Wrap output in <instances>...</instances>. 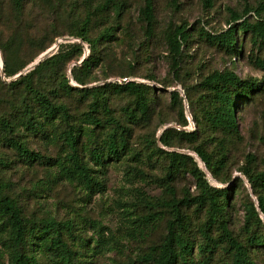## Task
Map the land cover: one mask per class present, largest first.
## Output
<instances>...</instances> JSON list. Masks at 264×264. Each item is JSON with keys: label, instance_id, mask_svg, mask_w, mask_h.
<instances>
[{"label": "rangeland", "instance_id": "rangeland-1", "mask_svg": "<svg viewBox=\"0 0 264 264\" xmlns=\"http://www.w3.org/2000/svg\"><path fill=\"white\" fill-rule=\"evenodd\" d=\"M102 1L24 0L21 12H16L13 0H0V115L13 118L26 97L21 89L9 87L17 74H25V69L6 77L3 72L5 56L16 68L30 59H34V63L50 48L44 59L56 53L61 44L79 42L81 49L73 50L58 73L36 76L35 84L49 93L55 104L65 105L72 115V123L83 129L80 153L84 160H89L87 151L109 127L93 129L84 122L93 101H98L97 114L103 121L112 115L129 128L127 153L97 167L89 161L103 183V188L98 190L64 179L59 163H29L15 148L0 142V182L8 184L5 191L18 200L27 218L52 216L60 221H72L74 231L68 242L80 264H153L152 260L145 259V254L162 243L167 221L172 216L164 202L199 193L196 180L187 170H181L169 184L165 181L168 165L165 153L157 152L149 157V152L156 147L177 150L195 158L212 186L229 189L224 210L227 227L235 238L246 244L249 233L245 226V204L250 200L257 204V197L241 170L250 168L253 173L264 170V70L256 65V58L264 56V41L252 39L251 32L240 30L237 50L231 52L207 40L201 32L217 34L226 30L234 12L256 21L254 9L259 0H153L155 24L151 37L141 17L145 0H126L120 15L111 9H102L86 24L85 31L95 43V50L91 51L88 42L72 33L84 26L91 8L100 9L98 3ZM181 24L188 25L190 37L183 46L184 59L179 73H175L171 68L167 34L171 27ZM104 31H110L111 35L101 38ZM91 53L95 58L82 75L85 85L73 79L71 82L79 89L97 88L99 93L83 94L64 89V77H72L71 67L80 65ZM214 71H230L240 80L248 79L257 85L248 99L236 97L238 133L216 131L205 123L200 126L195 123L192 113L201 115L206 104L200 83ZM124 75L150 85L146 92L150 106L147 117L138 113L139 119L132 120L126 111L135 108L136 96L104 85ZM174 89L180 92L179 99L172 98ZM46 123L44 131H32L18 122L15 136L31 150L60 158L63 155L61 142L46 134L51 128L65 130L66 125L60 123L59 118ZM166 128L197 130V137L189 141L175 135L171 146H164L160 135ZM194 146H200L211 155L214 167L218 160L222 163L218 166L217 177L192 154ZM49 177L53 179L51 182ZM208 209L209 206L198 209L194 203L182 207L189 222L187 236L195 246L205 240L200 228L207 221ZM262 220L263 226L253 228L264 236L263 216ZM212 235L215 238L220 235L217 225L212 228ZM4 242L5 234L0 229V264H8ZM249 254L255 263L264 264L263 247L250 246ZM37 255L42 264H50L42 253L37 252ZM204 258L206 264H232L233 260L224 242L206 253L194 249L196 262Z\"/></svg>", "mask_w": 264, "mask_h": 264}, {"label": "trees", "instance_id": "trees-1", "mask_svg": "<svg viewBox=\"0 0 264 264\" xmlns=\"http://www.w3.org/2000/svg\"><path fill=\"white\" fill-rule=\"evenodd\" d=\"M24 0H13L16 12H21ZM126 0H103L98 3L100 9L91 8L84 19V26L72 34L88 42L91 51L95 50V43L90 39L85 31L86 24L91 22L93 16L101 10L111 9L114 14L120 15L124 10ZM256 11L257 20L252 22L243 15L234 12L232 14L231 25L224 31L217 34L203 30L201 34L205 35L207 40H211L226 51L235 52L237 33L251 32L252 39L264 41V0H259ZM141 17L145 22L146 33L149 37L153 35L155 14L153 0H145L141 10ZM262 17V18H258ZM111 35L110 31H104L100 34L101 38ZM98 36V39H100ZM190 32L187 24L171 27L168 30L167 39L171 54V68L175 73H179L184 52L183 46L187 44ZM45 47L43 50L47 49ZM81 49L79 42L64 45L61 44L59 50L45 58L33 69L27 70L34 59L22 63L19 67H12L7 56L4 58L3 72L6 77H11L23 69L24 73L9 83L10 88L21 89L26 94L25 99L19 104L13 118H7L0 115V142L6 143L15 148L20 157L29 163L39 162L45 164L59 163L62 167L60 174L64 179L78 181L89 189H102L103 183L96 175L94 167L89 164L91 161L95 167L101 166L106 160H118L125 155L129 149L130 130L127 126L112 115H109L106 121L98 116V101L91 102L89 110L86 112L84 122L92 125L93 129L105 128L109 125L105 135L87 151L88 161L84 160L80 153L81 138L84 134L83 129L72 123V115L63 104H55L49 93L42 90L35 84V77L51 76L58 73L60 65L63 64L72 55L73 50ZM241 54V52H239ZM95 56L89 55L83 58L80 65H73L70 69L72 79L81 85H85L82 78L83 73L88 70L94 62ZM1 61V60H0ZM256 65L264 70V56L256 58ZM27 70V71H26ZM129 78L128 81H119V79ZM153 79V78H152ZM2 84V82H1ZM115 91H128L136 96V104L133 110L127 109L126 114L132 120L141 117H147L149 112V101L146 95L150 85L129 76H119V78L104 84ZM205 92V102L201 110V115L197 112L192 113L195 123L200 126L205 123L213 130H222L229 134L238 133L237 119V96L238 98L248 99L256 90L254 81L240 80L233 72L214 71L207 75L200 83ZM64 89L72 92L74 90L82 91L83 94L95 92L99 93L97 88L79 89L73 85L71 78L64 77ZM186 97L188 98L185 89ZM173 99H179L180 92L174 89L171 92ZM191 105V101H189ZM34 103V104H33ZM60 119V123L66 125L65 130L51 128L46 135L52 139L61 142L62 157L52 158L31 150L27 144L15 136L16 124L21 122L27 129L32 131H44L47 121ZM185 119V118H184ZM51 132V133H50ZM178 135L189 141L196 139L197 130L187 132L185 130H176L175 128H166L160 135V142L164 146H171V139ZM197 157L204 163V167L210 171L213 176L219 175L218 165L214 167V161L211 155L200 146L191 147ZM165 153L168 157L165 181L169 184L181 170H187L191 173L197 182L199 193L195 196H184L181 199L173 197L165 201L164 205L172 211V216L167 221V232L160 245L151 248L150 252L145 254L147 261L152 260L153 264H206L205 258L196 262L193 259L194 249L203 253L212 251L219 243H226L232 253V264H257L249 254V247H263L264 236L260 235L253 227L263 226L262 215H264V170L253 173L250 168L241 170L247 176L251 185L252 192L257 197V202L248 201L245 204V226L248 231L247 243L243 244L235 238L227 227L224 217V210L227 206L228 188H216L210 184L206 177V172L201 168L195 158L185 152L173 150L166 151L163 148L156 147L149 152V157L157 153ZM222 166V163L220 164ZM61 179V178H60ZM49 182L53 179L48 178ZM46 184V182H44ZM8 184L0 182V229L5 234V246L8 249V264H42L37 252L42 253L50 264H80L75 259V252L71 249L68 238L72 236L74 224L70 220L60 221L55 217L47 216L44 218H27L24 215L23 208L18 200L9 195L5 189ZM173 192L172 186H169ZM174 193V192H173ZM194 203L198 209L209 206L207 221L200 228L205 240L195 246V242L187 236L189 231V222L187 216L182 211V207ZM146 220V217L144 218ZM143 220V222H144ZM142 221V220H141ZM217 225L220 229L218 238L213 237L212 228Z\"/></svg>", "mask_w": 264, "mask_h": 264}, {"label": "water", "instance_id": "water-1", "mask_svg": "<svg viewBox=\"0 0 264 264\" xmlns=\"http://www.w3.org/2000/svg\"><path fill=\"white\" fill-rule=\"evenodd\" d=\"M51 49L52 48H50L48 51H46L44 54H42L34 63H32L29 67H28V69L27 70H30L32 67H34L36 64H38L40 61H42L43 59H44V57L51 51ZM0 60H1V58H0ZM21 75V73H19V74H17L15 77H14V79L15 78H17L18 76H20ZM71 79H72V77H70ZM195 157H197V154L196 153H192ZM198 158V157H197ZM199 159V158H198ZM199 161L200 162H202L200 159H199ZM202 164H204L203 162H202ZM257 204H258V202H257ZM263 217H264V215H262Z\"/></svg>", "mask_w": 264, "mask_h": 264}, {"label": "built area", "instance_id": "built-area-1", "mask_svg": "<svg viewBox=\"0 0 264 264\" xmlns=\"http://www.w3.org/2000/svg\"><path fill=\"white\" fill-rule=\"evenodd\" d=\"M129 78H123V79H119V81H128Z\"/></svg>", "mask_w": 264, "mask_h": 264}, {"label": "bare ground", "instance_id": "bare-ground-1", "mask_svg": "<svg viewBox=\"0 0 264 264\" xmlns=\"http://www.w3.org/2000/svg\"><path fill=\"white\" fill-rule=\"evenodd\" d=\"M202 163V162H201ZM202 165H204V164H202Z\"/></svg>", "mask_w": 264, "mask_h": 264}]
</instances>
